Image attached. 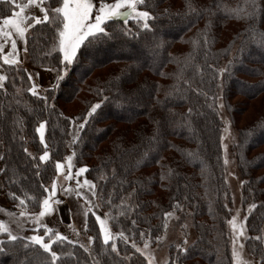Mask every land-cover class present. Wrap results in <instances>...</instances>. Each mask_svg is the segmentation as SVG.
<instances>
[{
    "label": "trees",
    "instance_id": "16d2710c",
    "mask_svg": "<svg viewBox=\"0 0 264 264\" xmlns=\"http://www.w3.org/2000/svg\"><path fill=\"white\" fill-rule=\"evenodd\" d=\"M242 3L243 0H146V6L139 7L155 17L149 21L152 30L142 31L134 38L118 32L111 40L83 48L80 59L68 66L66 79L60 81L55 91L47 92L48 104L54 107L45 108L42 100L27 92L30 82L26 72L16 74L4 65L9 79L5 88L0 89L2 167L6 168L1 173L5 203L0 204V220L8 222L7 213L14 212L23 223L19 234H33L34 225L19 217L20 209L15 207L18 201L12 200L11 193L21 195L23 188L30 189V196L36 190L42 194L39 183L50 186L51 180L56 179L55 161H63L74 151L73 172L81 166L89 168L86 176L98 186L96 198L110 215L111 230H123L130 242L125 245L118 240L117 255L111 252L110 245H103L102 238H97L99 226L92 215L84 219L83 225L86 220L88 224V230L83 229L86 239L72 238L62 225L46 215L43 223L77 241L74 245L67 242L63 246L53 245L55 251L75 254L63 257L62 264H76L77 260L79 264H93L94 260L99 264H148L146 256L131 247V240L138 247L145 240L157 244L169 227L168 220L167 228L164 227L163 213L173 211L174 202L182 206L175 210L179 222L185 219L186 211L192 214L198 237L186 252H180L175 245L169 247V264L174 260L176 264H230L231 246L225 223L231 201L220 139L223 123L219 107H209L215 93L233 119L237 109L232 100L236 96L247 98L246 105L255 108V102H260L261 111L257 110V115L238 129L235 154L245 179L244 204L257 205L246 221L247 234L251 238L264 237V49L258 48V45L264 48L258 42L259 34L264 33V10L257 13L254 22L224 10V6L236 8ZM260 3L264 5V0ZM208 6L211 12L204 11ZM109 23L114 28L124 27L122 21ZM250 24L255 27V38L248 32ZM129 25L134 27V22L129 20ZM41 29V25L35 26L29 36L31 61L34 67L55 68L57 53L51 57L43 55L51 41L45 43ZM205 33L207 47L203 44ZM193 39L198 41L195 47ZM111 50L115 52L110 53ZM223 65L227 71L222 76V88L217 89L219 81L213 80V75L217 69L225 68ZM20 76L24 79H19ZM69 76L76 77V81L68 79ZM101 101V108L78 130L91 105ZM74 102L81 105L80 110L68 112L60 105ZM122 102H127L131 111L123 113L115 107ZM190 108L193 111L189 114ZM40 119L47 121L46 140L51 159L44 163L41 176L36 177V169L23 148L27 147L39 163L43 146L35 127ZM186 121H190V128ZM73 138H78L77 143H72ZM27 210L38 212V204L29 203ZM132 220H136L135 226ZM10 226L15 234L16 224ZM140 231L145 232L143 238ZM39 234L43 235V229ZM4 238L0 234V239ZM81 245L90 247L91 254L84 252ZM246 245L260 260L264 241L249 239ZM125 249L130 254L127 258ZM25 260L28 264H43L50 261V256L38 245L23 248L22 241L8 244L0 252L3 264H23Z\"/></svg>",
    "mask_w": 264,
    "mask_h": 264
},
{
    "label": "snow or ice",
    "instance_id": "6c2138e0",
    "mask_svg": "<svg viewBox=\"0 0 264 264\" xmlns=\"http://www.w3.org/2000/svg\"><path fill=\"white\" fill-rule=\"evenodd\" d=\"M5 5L9 6L10 14H4L0 12V61L2 65H7L9 68L13 69L16 74L20 72L27 73V81L30 85L27 87V92L32 96L37 97V99L44 102V107H54V105H49V96L47 94L42 95L38 89L40 85L35 83L33 77L34 75H39V73L28 72L27 69L20 67L22 60L20 58V52H28V41H29V30L35 29L36 25H41L40 36L44 39L45 43L50 40L51 45L48 51H45L43 55L45 57H51L53 53H57L55 59L58 61L57 67H49L48 71H54L56 73L53 83L50 85V90L55 91L59 86L60 81L63 79V74L66 72L68 66L73 65L77 60L80 59L83 48H88L104 40L113 39L117 33H121L126 37H137L140 32L152 30V26L149 23L150 20H154L155 17L150 11L142 10L141 5L146 6V0H3ZM55 5V6H53ZM217 9L221 8V4L217 2ZM192 12H195L199 16V12L195 8L189 5ZM32 9H38L39 13L42 15L35 14ZM224 10L229 13H235L237 18H243L246 20L255 21L256 15L259 11L264 10V5H261L260 0H243V3L236 8H229L224 6ZM204 11L211 12V6H208ZM129 20L134 22V27L129 25ZM122 21L123 28H114L109 22ZM248 32L251 34L252 38H255V27L249 25ZM18 41L23 43L24 47L22 49L18 48ZM259 43L264 44V33L259 34ZM195 47L198 43L196 39L191 41ZM209 41L207 38V33L204 34L203 44L207 47ZM7 46V50L6 49ZM231 63V61L229 62ZM0 65V67H2ZM209 68L212 66L209 65ZM227 71V68L217 69L213 75V80L219 81L216 83V88H222V76ZM9 77L6 74L0 73V89L5 88L4 82L8 80ZM19 79L23 80L24 77L20 76ZM15 78L13 79V83ZM185 84L188 81L184 82ZM17 92L20 89L16 90ZM49 89H45L44 92L47 93ZM199 91V90H197ZM207 96V94L205 93ZM107 99V97H105ZM103 101L98 103H93L88 110L86 116L82 118V121L78 125V130L83 129L87 123L89 117L97 112L101 108ZM218 106L219 108L224 107L221 97L213 93L212 106ZM31 111V109H29ZM189 114L193 109H189ZM219 114V112H217ZM46 124L47 121L40 119L38 126L35 127V133L39 135V144L43 146L42 153L38 156V161L36 156L29 152L27 147L23 148V152L27 154V157L31 158L30 163L32 167L36 169L34 175L36 177L41 176V171L45 162H49L50 150L49 143L46 142ZM186 126L191 127L190 121H186ZM155 136L150 137L149 140L154 139ZM78 138H73L72 143H77ZM223 141V136L220 137ZM226 147V146H224ZM39 150V149H38ZM147 155V152L144 153ZM75 152L73 151L71 155L65 157L66 164L64 161L57 159L54 163L55 175H63L65 181L75 180V188L71 186L61 185L60 189L63 195H71L75 192L76 196H83L86 201V211L85 216L91 213L94 216L96 224L99 225V236L97 238H102L103 245L109 246L112 253L119 255L117 241L127 245L130 242V237L125 235L123 230L113 232L109 227V213H104L102 218L100 215L96 214L93 209L99 207L93 199H91L85 192L91 194V197L97 196V184L88 178L83 180L80 177L89 171L87 166H81L76 168L73 163V157ZM4 158V154L0 153V160ZM225 164L228 163L227 159L224 161ZM6 168L0 167V173H4ZM171 172V169H169ZM103 178V177H102ZM26 179V178H25ZM161 180L165 177L161 175ZM226 179V178H225ZM9 183H12L9 180ZM244 181H241L243 184ZM39 189H42V194L36 190L33 195H29V190L21 188V195H17L16 192L11 193V198L14 201H18L15 207L20 209L18 215L20 218H24V222L34 225L32 228L33 234L28 236L20 235V231L23 229V223L16 219V213L8 212L10 220L6 222L5 220H0V234H4L6 238L0 239V252H4L6 247L10 243H15L18 241L23 242V248L27 249L30 245H38L44 253L50 256V261H44L43 264H62V258L67 256L69 258L73 257L75 254L72 252L63 253L53 250V245L63 246L65 242L69 245H74L77 243L75 240H69L67 236L61 234L59 231H55L53 228L49 227L47 224L42 222V218L46 215H50L55 210V205L62 203L60 198L57 196L58 184L55 178L51 180V184L46 185L42 181L38 185ZM135 191V189H133ZM132 195V193H129ZM187 199V197H185ZM38 204V212L28 211V204ZM123 204V200L121 201ZM179 202H174L172 204L173 211H165L163 216L165 217L164 227L167 228V220L172 218L175 214L177 208H181ZM227 207V205H225ZM257 205L251 203L248 205L247 212L251 214L252 210L255 209ZM248 220V215H245L243 220H238L237 215H233L231 219L227 221V224L231 226V258L230 264H253L252 261L242 258V252L244 249V242L249 239H255L258 241H264V237H249L247 233L246 221ZM16 224V231L10 226V224ZM132 225H136V220H132ZM84 228L88 230L87 220L85 221ZM43 229V235L39 234V230ZM145 236L144 231H140V237ZM157 240L160 237H156ZM89 245L93 242V237H88ZM184 244H187V237L185 236ZM131 247L135 249L137 253L141 255H146L145 252L137 246L135 240H131ZM148 241L145 240L143 244V249H148ZM84 252L91 254L90 247H85L81 245ZM176 248L180 252H186L187 249L181 244H177ZM126 252V258L127 250ZM148 264H153L152 257L150 254L146 255ZM23 264H28L25 260ZM79 264V261H76ZM93 264H99V261L94 260ZM176 264V261H173ZM258 264H264V252L260 254V260Z\"/></svg>",
    "mask_w": 264,
    "mask_h": 264
},
{
    "label": "rangeland",
    "instance_id": "374dc122",
    "mask_svg": "<svg viewBox=\"0 0 264 264\" xmlns=\"http://www.w3.org/2000/svg\"><path fill=\"white\" fill-rule=\"evenodd\" d=\"M26 2V0H24ZM9 6L10 5H5L3 3V0H0V12L4 14H10L9 11ZM32 11L37 14V15H42L39 13L38 9H32ZM37 26V25H36ZM31 31L32 29L29 30L28 36H31ZM168 36V35H165ZM24 47L22 43V48ZM44 47V46H42ZM21 48V49H22ZM29 48V47H28ZM129 48V47H127ZM258 48H261L260 50L264 49L262 48L261 45H258ZM129 50V49H128ZM115 51L111 50L110 53H114ZM234 51L232 55H234ZM89 54V52H88ZM139 54V53H138ZM99 55V54H98ZM123 57V56H122ZM128 57V56H126ZM20 58L22 60V64L20 65L21 68L27 69L28 72L32 73H38L39 71H47V67H34L33 63L31 61V56L29 54V51L27 53L21 51L20 52ZM88 65V62L85 63ZM0 65H2V61H0ZM225 67V65H223ZM105 72V71H104ZM0 73L7 74V70L4 68V65L0 67ZM55 73V72H54ZM56 75V73H55ZM37 76V75H36ZM39 76V75H38ZM35 77V75H34ZM33 77V79H34ZM67 74L66 72L63 74V79H66ZM48 76H39L40 82H45L47 81ZM68 79L71 81H76V77L69 76ZM61 80V81H62ZM5 83V82H4ZM43 84V83H42ZM50 85L48 84L44 89H38V91L41 92L42 95L48 94L45 93V89H50ZM222 100V98H221ZM234 106L237 109L236 110V118H232L230 114L228 113L226 107L219 108L220 115H221V120L223 123L222 127V136H223V141H222V150H223V162L225 159H227L228 163H224V168H225V181L227 184V187L230 192V201L231 203L228 204V218L225 223V231L227 233V239L231 245V226L227 224V221L231 219L233 215L238 216V220H243L245 215H250L247 212L248 205L251 204L250 202L247 204H244L245 198H244V191H245V179L243 178V175L240 171V165L238 160L236 159V154H235V147L239 143V130L241 127L249 123L254 116L257 115V110L261 111V105L260 102L256 103V108L254 105H246L247 98L241 97V96H236L233 100ZM127 102H122V104H115L116 108H120L123 113H128L131 110H128L126 107ZM223 103V101H222ZM61 107H64L65 109H69L68 112H74L78 111L81 109V105L78 102H74L73 104L70 105H65L60 103ZM224 105V103H223ZM248 106V108H247ZM239 113L240 115H237ZM231 118V119H230ZM234 122H233V121ZM47 134V125H46V132L45 135ZM47 142V140H46ZM226 146V147H224ZM0 153H3V144L2 141L0 140ZM65 164L67 163L65 158L63 160ZM0 167H2V160H0ZM75 172V171H74ZM84 178H87L86 173H84L80 179L83 180ZM56 181L58 184V191H57V196L60 198L62 203L65 204L67 207L68 211V218L66 221H61L60 217L58 216L57 213V207L55 205V210L50 214L47 215L48 219L53 221L54 223H59L64 227V230L67 231V234L70 235L72 238H85L86 235L83 233L84 229V219H85V211H86V201L83 196H76L75 192H73L71 195H63L62 191L60 189L61 185L64 186H71L72 188H75V180H70V181H65L63 178V175H57L56 176ZM241 181H244L243 184H241ZM86 195L90 197V194L85 192ZM91 198V197H90ZM92 199V198H91ZM94 202L99 205V207L93 209L96 214L100 215L102 218L104 217V213H106L97 198H94ZM5 203L4 201V195L2 191V180H1V173H0V204ZM60 203V204H62ZM253 211V210H252ZM252 213V212H251ZM92 215L91 213H89ZM88 214V215H89ZM87 215V216H88ZM93 216V215H92ZM94 217V216H93ZM185 218V219H184ZM182 222L180 221V216L175 213L174 216L170 219H168V224L169 227L163 234L162 238L157 244H153L152 242L148 241L149 247L148 249H143V245L140 246V248L145 252V254H150L152 257V262L153 264H169L170 262V248L172 245H177V244H182L184 245L185 248H188L191 243L198 237L197 233L195 232L194 228V221L192 219V214L188 213L186 211V215ZM109 223V221H108ZM167 224V225H168ZM55 226V225H53ZM99 226V225H98ZM110 227V224H109ZM85 230V229H84ZM262 231L264 232V226ZM247 234V233H246ZM248 235V234H247ZM185 236L187 237V244H184V239ZM249 236V235H248ZM84 241V239H82ZM145 255V256H146ZM242 258L252 261L253 264H258L259 259L255 258V255L251 254L246 245V241L244 242V249L242 252ZM0 264H3L0 262Z\"/></svg>",
    "mask_w": 264,
    "mask_h": 264
},
{
    "label": "crops",
    "instance_id": "0c3cea01",
    "mask_svg": "<svg viewBox=\"0 0 264 264\" xmlns=\"http://www.w3.org/2000/svg\"><path fill=\"white\" fill-rule=\"evenodd\" d=\"M18 48L19 49H21L22 48V43L21 42H19L18 41ZM5 50H7V46H6V49ZM39 73V76H48V79H47V81H45V82H40V80H39V76L37 75H35V77H34V81H35V83H37L38 85H40V90L41 89H44L48 84H52L53 83V81H54V78H55V73H54V71H39L38 72ZM43 83V84H42ZM89 194V193H88ZM90 197H91V194H90ZM93 200H94V198L95 197H91ZM56 207H57V213H58V216L60 217V220L61 221H66V219L68 218V209H67V207L65 206V204L64 203H62V204H58V205H56Z\"/></svg>",
    "mask_w": 264,
    "mask_h": 264
}]
</instances>
